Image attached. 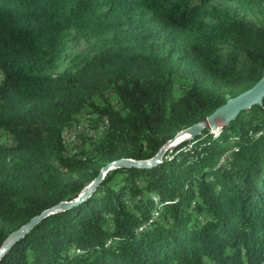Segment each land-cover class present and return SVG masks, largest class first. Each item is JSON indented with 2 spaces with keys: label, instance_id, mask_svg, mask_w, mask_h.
I'll return each mask as SVG.
<instances>
[{
  "label": "trees",
  "instance_id": "trees-1",
  "mask_svg": "<svg viewBox=\"0 0 264 264\" xmlns=\"http://www.w3.org/2000/svg\"><path fill=\"white\" fill-rule=\"evenodd\" d=\"M220 1L236 16L183 0H0V246L261 78L264 24L235 17L264 19V0ZM103 37L108 48L55 73L70 39ZM85 115L67 155L62 135ZM0 264H264V99L151 167L107 172Z\"/></svg>",
  "mask_w": 264,
  "mask_h": 264
},
{
  "label": "water",
  "instance_id": "water-1",
  "mask_svg": "<svg viewBox=\"0 0 264 264\" xmlns=\"http://www.w3.org/2000/svg\"><path fill=\"white\" fill-rule=\"evenodd\" d=\"M264 99V71L261 78L248 90L243 91L237 96L229 99L224 105L217 108L210 114L205 122L197 123L185 130L180 131L174 138L166 142L158 153L150 160L134 161L130 159H119L117 161L106 164L99 170L96 178L79 194V196L72 202L60 203L49 210L42 212L40 215L32 218L29 222L21 228L13 232L5 242L0 246V259L11 248V246L21 238L25 233L33 228V226L45 216L64 210L80 201L85 200L104 179L107 172L116 168H148L160 162L161 158L167 150L178 144L180 141L190 139L196 136L205 127L210 130L217 129L229 122L235 120L238 114L252 106L261 105Z\"/></svg>",
  "mask_w": 264,
  "mask_h": 264
},
{
  "label": "rangeland",
  "instance_id": "rangeland-1",
  "mask_svg": "<svg viewBox=\"0 0 264 264\" xmlns=\"http://www.w3.org/2000/svg\"><path fill=\"white\" fill-rule=\"evenodd\" d=\"M186 5L189 7H201L204 9H210V8H228L230 13L233 16H236V12L234 11V6L232 4L223 3L220 0H183ZM236 19H242L244 21L253 23L254 25H263L264 19L261 17L256 16H244L239 14ZM110 37H103L99 40H92L87 41L84 39L75 41L74 39H70V41L66 45L65 52L63 53V57L60 61V67L55 72L56 74L63 73L68 67L71 66L72 60L75 56L78 55H85V56H91L93 55V52L98 48H108V41H110ZM175 53L172 51V49L169 46H165L164 51L161 52L159 58L166 59L169 57H174ZM91 120V116L85 115L83 119L80 121L79 126H73L70 130L65 131L63 133V139L65 142V151L67 155L73 154L76 149L80 146V141H78L77 136L84 132V126L87 125V122ZM89 141H96L98 140L97 137L90 136L87 138ZM85 143V144H86Z\"/></svg>",
  "mask_w": 264,
  "mask_h": 264
}]
</instances>
